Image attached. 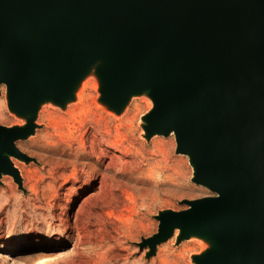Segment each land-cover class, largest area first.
<instances>
[{"label": "water", "instance_id": "95a60500", "mask_svg": "<svg viewBox=\"0 0 264 264\" xmlns=\"http://www.w3.org/2000/svg\"><path fill=\"white\" fill-rule=\"evenodd\" d=\"M91 74L117 115L147 96L146 139L174 134L192 182L216 194L159 212L147 256L179 230L177 244L210 246L193 264H264V0H0V97L25 121L0 125V184L23 189L11 158L34 159L16 142Z\"/></svg>", "mask_w": 264, "mask_h": 264}, {"label": "rangeland", "instance_id": "374dc122", "mask_svg": "<svg viewBox=\"0 0 264 264\" xmlns=\"http://www.w3.org/2000/svg\"><path fill=\"white\" fill-rule=\"evenodd\" d=\"M96 84L86 81L79 102L65 109L44 104L35 134L17 143L34 161L12 160L23 189L9 175L1 179L0 192L10 201L0 217V264L71 261L74 227L87 241L103 231L121 237L113 245L134 257L115 264H150L166 248L172 264H193L206 243L193 238L177 244L179 230L150 258L140 244L158 233L159 212L183 211L189 208L184 201L216 194L192 182L193 168L187 156L176 154L174 134L146 139L142 118L153 108L147 96L134 97L117 115L101 103ZM2 92L0 125H24L8 112L4 87ZM72 160L78 163L72 166ZM37 198L41 204H34ZM9 210L16 211L12 224L6 222Z\"/></svg>", "mask_w": 264, "mask_h": 264}, {"label": "bare ground", "instance_id": "6f19581e", "mask_svg": "<svg viewBox=\"0 0 264 264\" xmlns=\"http://www.w3.org/2000/svg\"><path fill=\"white\" fill-rule=\"evenodd\" d=\"M89 79H96V76L94 74H91L87 79H85L82 83H79V85L76 86V88L74 89L75 102H79L80 94L85 87L86 81H88ZM95 86H96L95 87L96 89L99 88L98 84H96ZM2 107H3V104L0 103V114H1ZM6 108L8 110L7 102H6ZM8 112H9V110H8ZM24 125H25V121H24ZM24 125H19V126H24ZM18 142H16V145ZM13 158L14 157H12L11 160H13ZM77 163L78 162L76 160H72L69 164H71L72 166H75ZM13 164H15V163L13 162ZM56 165H61V164H60V162H58V164H56ZM6 186H8V185H6ZM11 198H13L17 201L19 197H18V194L15 193L12 195ZM9 201H10V197H8L6 195V193H4L3 191L0 192V217L3 215V211L6 210V208H7L6 204H9ZM34 204H41V200L40 199L34 200ZM32 207L36 210V205L35 206L33 205ZM15 215H16L15 210L7 211L6 222L8 224H12L14 221ZM74 231L76 232L75 233V245H74L75 249L72 253L74 255L72 260L71 261H64L63 263L60 261L59 262L57 261V263H55V264H115V263L123 261V260H124V262H126V261H128L127 259L134 257V253H132V254H129L128 258L126 257L127 258L126 259L125 255L123 253V250H121L118 247L113 245V243H115L116 241H118V239L121 238V237L118 238L119 236L117 237V234L113 231H105V232L103 231L102 233L95 235L93 238H89L88 241L83 237L84 235L82 236V234L77 230V227H74ZM91 235H89V236H91ZM194 239H196V238H194ZM199 240H201V239H199ZM201 241L204 242L203 240H201ZM86 246H90V248L87 250ZM209 248H210L209 245H207V244L204 245V250L198 255H201L204 251H206ZM138 264H144L143 260H140V262ZM150 264H172L170 261V255H169L168 249L166 248L164 250V253L162 255H160L157 259L152 260Z\"/></svg>", "mask_w": 264, "mask_h": 264}]
</instances>
